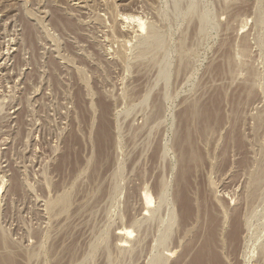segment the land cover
<instances>
[{
	"label": "rangeland",
	"instance_id": "374dc122",
	"mask_svg": "<svg viewBox=\"0 0 264 264\" xmlns=\"http://www.w3.org/2000/svg\"><path fill=\"white\" fill-rule=\"evenodd\" d=\"M209 213L264 264V0H0V260L190 264Z\"/></svg>",
	"mask_w": 264,
	"mask_h": 264
},
{
	"label": "bare ground",
	"instance_id": "6f19581e",
	"mask_svg": "<svg viewBox=\"0 0 264 264\" xmlns=\"http://www.w3.org/2000/svg\"><path fill=\"white\" fill-rule=\"evenodd\" d=\"M133 18H134V16H133ZM214 97L215 98L210 99L211 101L209 100L210 102H208V104L206 103L205 106H202L200 108L199 119L201 120V124H203V125H207L208 123L213 121L215 123V127H218L221 125V123L223 121L222 120V113H221V109H220V107H221L220 106L221 94L218 93ZM101 107H102L101 108L102 110L100 111L101 113L99 115L100 116V118H99L100 125H98V129H97V133H96V137H95V147H96V154H97L98 160L101 162H104V161L109 159L108 158V156H109V154H108L109 148L108 147H109V143H110V136H109L110 131L108 130V127H109L107 124L108 120H106L107 119L106 113H108V112H106V109L103 108V105H101ZM238 140H239V138H237V142L240 143L241 141H238ZM76 161H77V159H76ZM183 181H184L183 185L178 190L177 199H178V202L180 205L181 220L183 221V223H185L186 221L190 220V218L192 217V215H193L192 210L193 209H192V204H191L190 199H189L190 197H188V193H186V190H185L187 188L186 180H183ZM144 201H146V202L149 201V196L147 194L145 195ZM148 204H149V202H148ZM208 221H209V226H208L207 231H206V237H205L204 241L202 242L201 247L195 252L193 260L190 264H210L206 260L205 254H207V253L215 255V264H223L222 261H220V257L216 251L217 242H218L217 229H216L217 228V217L215 216V218H213L212 213H209ZM238 231H239V223H238V220L235 218V219H233L232 223L230 224V227H229V230L227 233V239H228V243L230 244L231 249H232L234 243L236 242V240L238 239L237 238L238 233H239ZM125 232H127L126 229H125ZM0 264H16V261L11 259V258H4V259L2 258V260H0Z\"/></svg>",
	"mask_w": 264,
	"mask_h": 264
}]
</instances>
